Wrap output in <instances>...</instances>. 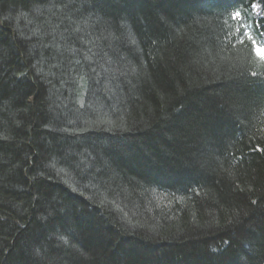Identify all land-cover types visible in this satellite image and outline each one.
<instances>
[{
    "label": "trees",
    "instance_id": "trees-1",
    "mask_svg": "<svg viewBox=\"0 0 264 264\" xmlns=\"http://www.w3.org/2000/svg\"><path fill=\"white\" fill-rule=\"evenodd\" d=\"M256 44L264 0H0V264H264Z\"/></svg>",
    "mask_w": 264,
    "mask_h": 264
},
{
    "label": "snow or ice",
    "instance_id": "snow-or-ice-1",
    "mask_svg": "<svg viewBox=\"0 0 264 264\" xmlns=\"http://www.w3.org/2000/svg\"><path fill=\"white\" fill-rule=\"evenodd\" d=\"M236 15L238 16L239 13H237ZM257 52H258V54L264 56V48H258V49H257Z\"/></svg>",
    "mask_w": 264,
    "mask_h": 264
},
{
    "label": "rangeland",
    "instance_id": "rangeland-1",
    "mask_svg": "<svg viewBox=\"0 0 264 264\" xmlns=\"http://www.w3.org/2000/svg\"><path fill=\"white\" fill-rule=\"evenodd\" d=\"M256 51H257V49H256ZM258 53V52H257ZM260 55V54H259ZM261 57H264V56H262V55H260Z\"/></svg>",
    "mask_w": 264,
    "mask_h": 264
}]
</instances>
